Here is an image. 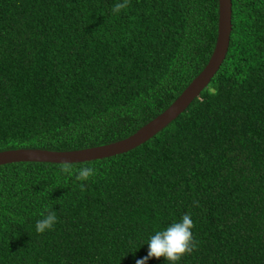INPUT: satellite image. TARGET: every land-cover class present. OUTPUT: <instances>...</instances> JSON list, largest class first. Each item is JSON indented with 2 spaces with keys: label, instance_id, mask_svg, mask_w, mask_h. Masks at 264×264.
<instances>
[{
  "label": "trees",
  "instance_id": "trees-1",
  "mask_svg": "<svg viewBox=\"0 0 264 264\" xmlns=\"http://www.w3.org/2000/svg\"><path fill=\"white\" fill-rule=\"evenodd\" d=\"M0 0V151L125 139L205 68L219 0ZM227 57L169 126L117 156L0 166V264H136L191 214L177 264H264V0H232ZM84 185L81 191L80 185ZM51 230L37 233L45 209ZM147 264H169L163 257Z\"/></svg>",
  "mask_w": 264,
  "mask_h": 264
},
{
  "label": "water",
  "instance_id": "water-1",
  "mask_svg": "<svg viewBox=\"0 0 264 264\" xmlns=\"http://www.w3.org/2000/svg\"><path fill=\"white\" fill-rule=\"evenodd\" d=\"M218 35L214 51L205 68L191 81L180 96L161 114L141 127L131 136L101 146L85 149L56 151L40 148H20L0 151V166L19 162L82 163L109 158L127 153L152 139L199 98L209 86L224 63L231 42L233 30L232 0H219Z\"/></svg>",
  "mask_w": 264,
  "mask_h": 264
},
{
  "label": "clouds",
  "instance_id": "clouds-1",
  "mask_svg": "<svg viewBox=\"0 0 264 264\" xmlns=\"http://www.w3.org/2000/svg\"><path fill=\"white\" fill-rule=\"evenodd\" d=\"M129 0H123L114 4L112 12L119 13L122 9L127 8ZM61 173L69 175L75 174L78 181H86L96 175V169L89 166L74 168L71 162H61L59 165ZM81 191L84 185H80ZM47 214L41 213L42 218L36 222L37 233H44L51 230L57 222L55 211L45 209ZM195 227L191 214H185L179 221L172 222L164 229L157 230L149 237L146 244L148 245L147 255L136 260V264H147L151 258L160 259L163 257L169 264H177L184 254H191L198 246V241L193 235L192 229Z\"/></svg>",
  "mask_w": 264,
  "mask_h": 264
}]
</instances>
